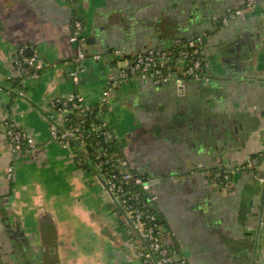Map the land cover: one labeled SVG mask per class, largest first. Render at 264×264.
Wrapping results in <instances>:
<instances>
[{
    "label": "crops",
    "instance_id": "1",
    "mask_svg": "<svg viewBox=\"0 0 264 264\" xmlns=\"http://www.w3.org/2000/svg\"><path fill=\"white\" fill-rule=\"evenodd\" d=\"M230 9L241 14L225 25L212 21ZM75 19L84 23L88 54L79 84L70 75ZM199 35L210 61L205 79L121 77L125 58ZM21 47L43 68L29 86H10V53ZM108 86L104 115L115 150L134 174L158 178L165 240L188 264H264V185L246 167L264 154V0L252 7L247 0H0L3 264H142L100 172L90 160L76 163L77 146L50 136L49 99L83 91L97 106ZM7 119L37 141L18 151L10 183ZM257 171L264 175L263 162Z\"/></svg>",
    "mask_w": 264,
    "mask_h": 264
},
{
    "label": "built area",
    "instance_id": "2",
    "mask_svg": "<svg viewBox=\"0 0 264 264\" xmlns=\"http://www.w3.org/2000/svg\"><path fill=\"white\" fill-rule=\"evenodd\" d=\"M255 3L256 0H247L249 7L254 6ZM240 14L241 10L230 9L222 16L214 15L212 21L225 25ZM71 40L77 43V49L73 58L76 66L70 75L74 83L79 84V64L88 57L85 49L84 23L80 19L74 20ZM10 55L13 67L18 70V76L9 77V81L19 80L22 84L27 79L40 77L43 64L36 52L27 55L25 47H21ZM124 63L122 78L126 79L129 76L150 78L157 84L167 83L177 73V64L183 65L182 75L175 78L179 84L183 78L205 79L208 76L205 74L206 69L210 66L205 35H199L190 41L177 38L170 49L151 48L132 58H125ZM112 88L108 86L102 91L101 101L97 106L88 105L81 93L76 92L70 93L66 98L50 99V110L53 113L51 114L50 136L53 141L61 145L77 146L79 150L76 154V163L84 167L86 161L90 160L100 172L104 186L114 203L116 214L132 233V242L142 264H188L187 259L180 256L176 245L165 240V233L158 214L151 208L153 202L141 199L138 205L134 199L136 189L143 188L149 192L151 186L149 181H143L140 176L136 177L128 161L115 150L118 137L107 120L101 118L104 111L108 109ZM92 117L94 120L90 121ZM4 128L11 153L16 154L22 149L36 147L33 135L15 121L7 119ZM89 146L92 149L88 152L86 148ZM257 162L258 159L254 157L248 161L247 166L256 167ZM14 177L15 164L11 162L6 170V183H10ZM258 179L264 183V177L260 176ZM221 182L225 190L231 188L230 177L227 173L223 175ZM155 198L156 196L153 199ZM0 264H3L1 259Z\"/></svg>",
    "mask_w": 264,
    "mask_h": 264
},
{
    "label": "water",
    "instance_id": "3",
    "mask_svg": "<svg viewBox=\"0 0 264 264\" xmlns=\"http://www.w3.org/2000/svg\"><path fill=\"white\" fill-rule=\"evenodd\" d=\"M51 114H53L52 112L49 114L50 115V118H51ZM52 120V119H51ZM23 129H25V130H27L25 127H22ZM113 140V139H112ZM217 170H215L214 172H216ZM222 172V171H221ZM135 175H136V177H138V176H140V177H142L143 178V181H149V183H150V186H151V189H150V191L148 192V191H146L145 189H143V188H138L137 190H136V193H135V195H134V199L137 201V204L139 205L140 204V200L141 199H143V200H146V201H148V202H153V205L151 206V208L153 209V210H156V207H155V201L157 200V198H158V195H157V192H158V189H157V187H156V183H157V181H158V178H155V177H148V173H146V171L144 170V169H138V171H136L135 172ZM101 177V180H102V182H103V178H102V176H100ZM259 181V180H258ZM260 182V181H259ZM261 183V182H260ZM104 184V183H103ZM261 184H263L264 185V183H261ZM151 192H153V193H151ZM154 196H156V198L155 199H153L154 198ZM112 205L114 206V203H112ZM261 215H262V213H261ZM261 221V220H260ZM163 221H160V223H161V225L163 224L162 223ZM125 224V223H124ZM259 225H261L260 223H259ZM260 229H261V227L259 226L258 227V232H260ZM1 254V253H0ZM181 256V255H180ZM182 257V256H181ZM55 264H59V263H55Z\"/></svg>",
    "mask_w": 264,
    "mask_h": 264
},
{
    "label": "rangeland",
    "instance_id": "4",
    "mask_svg": "<svg viewBox=\"0 0 264 264\" xmlns=\"http://www.w3.org/2000/svg\"><path fill=\"white\" fill-rule=\"evenodd\" d=\"M9 76H7V78L8 77H11V78H13V77H16V76H18V70H17V68H14L13 67V65H12V70L10 71V73L8 74ZM33 79H27L25 82H23L22 83V86H23V84L25 83V86H29L30 85V83H32V82H34V81H32ZM9 84H10V86H12V84H11V82L9 81ZM9 86V85H8ZM82 93H81V95L84 97V99H85V102H86V98H85V94L83 93V91H81ZM84 94V95H83ZM101 94H102V92H101ZM62 97H64V98H66L67 97V95L66 96H62ZM101 95H100V99H99V103H100V101H101ZM53 98H56V97H53ZM53 98H51V99H53ZM50 100V99H49ZM49 100H48V104H49ZM101 118H103L104 120H107V118H106V116L103 114V115H101ZM36 140V139H35ZM37 142V141H36ZM10 151V150H9ZM11 153V152H10ZM12 154V158H11V162L13 163V164H16V162H17V160H16V155H18L19 154V152H17L16 154H14L13 152L11 153ZM125 225V227L128 229V226L126 225V224H124ZM129 230V229H128ZM128 232V234H129V239H128V246L135 252V245H134V243L132 242V233H131V231H127Z\"/></svg>",
    "mask_w": 264,
    "mask_h": 264
},
{
    "label": "flooded vegetation",
    "instance_id": "5",
    "mask_svg": "<svg viewBox=\"0 0 264 264\" xmlns=\"http://www.w3.org/2000/svg\"><path fill=\"white\" fill-rule=\"evenodd\" d=\"M182 69H183V65L182 64H177L176 65V72L177 73H175L172 77H171V79H175L177 76H181L182 75ZM170 79V80H171ZM184 79H188V78H183V80ZM169 80V81H170ZM258 154V157H255V158H257L258 159V162H257V165L258 166H256V167H253V168H250V167H248V166H246V167H248L250 170H252L254 173H255V175H254V177L257 179V180H259L258 179V177H260V176H262V177H264V175H262V174H260L258 171H257V168L260 166V164H262V162L264 163V154L263 153H257ZM256 154V155H257ZM262 161V162H261ZM220 171H222L223 172V174L222 175H224L225 174V171H226V169H220ZM221 172V173H222ZM229 175V174H228ZM229 177H230V175H229ZM230 183H231V177H230Z\"/></svg>",
    "mask_w": 264,
    "mask_h": 264
},
{
    "label": "trees",
    "instance_id": "6",
    "mask_svg": "<svg viewBox=\"0 0 264 264\" xmlns=\"http://www.w3.org/2000/svg\"><path fill=\"white\" fill-rule=\"evenodd\" d=\"M13 85L16 86V87H21V86H22L21 81H19V80L14 81V82H13ZM92 120H94L93 117H92V119H91L90 121H92ZM115 148H116V147H115ZM91 149H92L91 146H89V147L86 148V150H88V152L91 151ZM79 155H81V153H80ZM256 157H258V155H256ZM136 190H137V189H136ZM152 210H153V209H152ZM153 211L157 214V211H156V210H153ZM158 218H159V215H158Z\"/></svg>",
    "mask_w": 264,
    "mask_h": 264
}]
</instances>
